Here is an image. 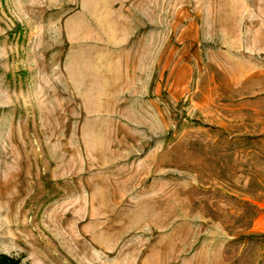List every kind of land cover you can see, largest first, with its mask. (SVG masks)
<instances>
[{
  "label": "rangeland",
  "instance_id": "obj_1",
  "mask_svg": "<svg viewBox=\"0 0 264 264\" xmlns=\"http://www.w3.org/2000/svg\"><path fill=\"white\" fill-rule=\"evenodd\" d=\"M264 0H0V254L264 264Z\"/></svg>",
  "mask_w": 264,
  "mask_h": 264
},
{
  "label": "crops",
  "instance_id": "obj_2",
  "mask_svg": "<svg viewBox=\"0 0 264 264\" xmlns=\"http://www.w3.org/2000/svg\"><path fill=\"white\" fill-rule=\"evenodd\" d=\"M252 227L256 233L264 234V203L259 205L258 213L254 217Z\"/></svg>",
  "mask_w": 264,
  "mask_h": 264
},
{
  "label": "trees",
  "instance_id": "obj_3",
  "mask_svg": "<svg viewBox=\"0 0 264 264\" xmlns=\"http://www.w3.org/2000/svg\"><path fill=\"white\" fill-rule=\"evenodd\" d=\"M0 264H22L19 258H14L5 254H0Z\"/></svg>",
  "mask_w": 264,
  "mask_h": 264
}]
</instances>
